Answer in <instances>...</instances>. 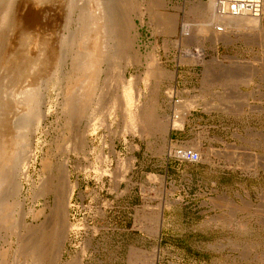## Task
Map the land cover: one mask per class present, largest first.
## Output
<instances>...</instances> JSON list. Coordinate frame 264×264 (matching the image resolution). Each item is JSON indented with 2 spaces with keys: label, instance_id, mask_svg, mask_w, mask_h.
I'll return each mask as SVG.
<instances>
[{
  "label": "rangeland",
  "instance_id": "obj_1",
  "mask_svg": "<svg viewBox=\"0 0 264 264\" xmlns=\"http://www.w3.org/2000/svg\"><path fill=\"white\" fill-rule=\"evenodd\" d=\"M71 1H10L20 7L0 49V113L10 125L29 105L23 94L43 87L52 65L59 63L61 74L73 67L62 44L81 27L88 2ZM123 1L120 10L135 16L129 32L135 44L125 50L128 65L121 59L114 67L108 55L101 62L94 96L100 101L70 122L62 104L72 92L82 98L81 73L69 84L61 77L59 87L42 88L34 103L50 113L25 134L27 155L35 158L29 178L21 179L24 210L49 213L45 204L53 196L33 200L28 192L43 163L59 191L67 160L74 184L62 256L50 253L46 239L38 264H264V7L251 17L219 14L215 0ZM176 17L180 32L168 25ZM93 36L86 39L96 42L91 49L99 40ZM98 104L110 112L100 113ZM91 107L102 119L95 131ZM175 147L197 152L199 162L178 160ZM47 219L28 215L25 223L45 220L49 232ZM5 225L0 219V264H31L20 247L8 249Z\"/></svg>",
  "mask_w": 264,
  "mask_h": 264
},
{
  "label": "bare ground",
  "instance_id": "obj_2",
  "mask_svg": "<svg viewBox=\"0 0 264 264\" xmlns=\"http://www.w3.org/2000/svg\"><path fill=\"white\" fill-rule=\"evenodd\" d=\"M10 1H12V0H0V47H1L0 49L1 50L6 45L5 40L8 39V37H7V39H5V36H7V35H5L7 28L12 27L11 25L9 27V24L12 23V25L14 26L15 25V23L13 24V21H15L14 19L17 18V21H18V19L20 18L17 15V11L20 7H18V5L17 4L15 5L14 3L10 4V3H12ZM163 1L164 0H158L157 5H159V6L162 5ZM87 2H88V5L85 3L87 6L86 5L84 6V7H86V8H84V11L86 13V15H85L86 17H84L85 18L84 21L83 22L81 21V23L79 25L81 27L78 26L79 29L76 31V33H73L69 38L66 37L67 40L63 41V42H66L67 45L62 44V45H64V54L70 58L71 62H73V67L71 66L72 68H70L69 70H66V71L62 68L65 73L61 74V72H60L61 71L60 70L61 65L58 63L59 58H57L56 61L58 64H56V62H55L56 65H54V66L52 65V71L48 76H46L48 79L46 78L47 81L45 82L43 87H41L39 90H38V88L37 89L35 88L36 90H34V88H33L32 92H28L26 94L24 93L23 99L21 98L22 95L20 96V98L22 100H24V101L26 100L25 104H27V102H28L29 105L28 106L25 105L26 108L23 111V114L21 113L22 114L20 116L21 118H19L12 125H10L6 121L8 119L5 120L2 117V113H0V219L6 220L5 235H4L5 239L4 240L8 246V249L12 248V246H16L17 248L20 247V249L24 250V252L27 253L30 256V258L33 260V261L31 260L32 262L30 261L31 264H38L41 261L40 255L42 253L39 255L40 243H43L42 241L46 240V239H48L49 244L51 245V246L49 245V247H48L51 249L49 251H52L50 253H52V255H55L56 259L61 258L62 252H63L64 241H65L66 235H67V230L70 228V225L67 222V212H68V207H69V200H70L71 194L73 192V188H74V184L72 182H70V178H69L70 177V169H69V164H68L67 160L63 161L62 166L59 168L58 175L60 176V174H61V176H62L61 178L59 177V179H60L59 182L62 185V189L61 190L59 189V191H57L58 188L56 189L53 187V182H52L53 177L50 175V171H48L50 166L48 164L46 165L45 163H43L42 174L39 176L38 182L36 184L32 183L31 185H33V188L28 189V192L30 193L33 200H36L37 198L42 197V196L52 195L53 196L52 204H45V208H47L49 210V213L45 214L44 209L39 210V211H34L32 207H29L28 210L26 211L23 208V205L25 202V196L22 195L23 184L21 182V179L22 178H25V179L29 178V176H30V175H28L29 160L30 159L32 160V158H35V154H33V155L31 154L32 156L27 155L29 150L27 149L25 134L28 130L29 131H31V130L37 131L39 129V126L41 125L42 120H44L47 117V115L50 113L49 107H48L47 111H41V110L37 111L38 109L37 110L35 109L36 108L35 107L36 106L35 105L36 104V98L38 97V93L42 88L46 89L49 84H52V87L55 88V86L58 85V83L61 81V79L65 80V82L69 81L68 82V84H69V83H71L70 81H73L74 79L77 80V78H79V76H81V73L84 74V76L86 78L85 82L87 84L85 87L86 90H84L85 92L83 93L82 98L81 97L75 98L74 94H72L73 92L70 93V95L68 93L69 96L64 97V102L62 104L63 111L66 114L70 115L69 120H70V122H72L76 115H78L82 111L87 110L88 104L92 105V102L97 104L100 101L99 98H97V100L95 99L96 101H94V96L95 95L97 96V94H98V93L97 94L95 93V90H97L96 87L98 86L100 88V86H101V85L100 86L98 85L100 64L103 61V59L107 60L106 55H108V57H109L108 59L110 60L107 62H110V64L112 62V65L114 67H116L120 63L118 61L121 59H125L124 60L125 64H127L128 62H130V56L131 55L129 56V54L125 50L127 47L134 48L133 46L135 44L133 37L129 36L130 30L133 29V27H135L134 26V17L135 16H130L131 13L130 14H124L125 12L123 13V11L120 10V6H122V5L119 6L120 2H121V4L123 3V8H125L123 0H87ZM73 3L77 4V2H73ZM68 7H69V5H68ZM73 7H74V5H73ZM70 8L71 7H69V11H70ZM71 9H74V8H71ZM125 10H127V8ZM129 10H130V8H129ZM169 18H166V20L165 19L163 20L165 24L167 23V19H169ZM81 20H83V19H81ZM17 21H16V24L18 23ZM165 24H163V25H165ZM168 25L173 27V29L176 30L177 32H180L182 23L180 24L178 21V18L176 17L175 19L170 21ZM13 28H11V29H13ZM219 31H221V30H219ZM89 35L90 36L96 35V37H98V39H99L98 44H96L94 46V48H92V49L90 48L89 42L90 43L91 42L96 43V42L93 41L92 39H91V41L89 40V42L86 41V39ZM89 38H91V37H89ZM178 38H180L179 35H178ZM85 42H88L86 44L89 46L86 45L87 48L83 49L82 43L84 44ZM44 43H46V42H44ZM65 45H66V47H65ZM44 46H45L44 48H45L46 52H49V54L51 56L54 55L53 52H55V51H52V45L51 44L49 45L47 43V45L45 44ZM13 49H15V48H13ZM76 50L78 52L80 51L79 54H81V55H79L78 52H76ZM3 51H4V49H3ZM59 51H61V49L58 50V52ZM74 54L76 56L78 55L80 57L77 58L76 56H74ZM1 55H3V54H0V62H2L1 60H3L2 57H4V56L1 57ZM58 55H59V53H58ZM61 57H62V55H61ZM53 59L54 60L56 59L55 55H54V57L53 56L48 57V60H53ZM60 61H63V60H60ZM52 62H51V64H52ZM77 62L79 65L77 64ZM51 64L48 66H51ZM78 67H80V68H78ZM109 67H111V69H113L112 66H109ZM44 68H45V65H44ZM113 72H115V71H113ZM113 72L111 73L110 78H112ZM29 74H31V73H29ZM85 78H84V80H85ZM105 78L106 77H104V79ZM122 79H123V77H122ZM107 80H106V82H107ZM102 81H104V80H102ZM110 82L112 83V81H110ZM122 82H124V81H122ZM128 86L129 85L127 84L126 85L127 88H125L126 90L128 89ZM1 87H0V90L2 91L3 88H1ZM52 87H51V89H53ZM58 87H59V85H58ZM79 89H81V88H79ZM82 89H83V87H82ZM66 92H67V90L65 91V93ZM56 95L58 96V93H56ZM101 95H102V93H101ZM54 97H55V95H54ZM102 97L103 96H101V98ZM112 99H113V97H112ZM1 102L3 103V101H1ZM103 102L105 103L106 101H103ZM108 102H110V101L108 100ZM185 104H187V103L185 102ZM105 105H104V107H106L108 104L106 106ZM180 105L183 106L181 103H180ZM189 105H190V103H189ZM189 105H187V106H189ZM2 107H3V105H2ZM97 107L100 108V113H101L102 108L100 107V105ZM109 107H110V105H109ZM184 107H186V106H184ZM94 108L95 107H91V110H90L91 119L94 120L90 124V128L92 129V131L97 130L98 126L102 123L101 117L99 120H97V118H95L96 115L99 116V114H96L95 117L93 116L95 114ZM98 109H97V111H98ZM108 109L110 112V108H107L104 111L107 112ZM104 111H102V112L104 113ZM106 112H105V114H107ZM98 113H99V111H98ZM102 114L100 116H102ZM105 114H103V115H105ZM16 116H17V114H16ZM46 171L49 172L48 175H47ZM62 179H63V181H62ZM41 214L45 215V217L48 216V219H50L48 221L50 223V226H49L50 231L49 232H47V230H46L47 228L45 229L46 226L48 227V225L44 226V224H46V223H44L45 220H44V222L41 221L42 223L40 222L37 224L25 223V217L26 216L29 215L32 217L33 220H36ZM63 228H64V230H63ZM26 231L31 233V235H30V236H32L31 239L26 238L24 236ZM13 236H15V239H13ZM2 239H3V237H2ZM26 250H27V252H26ZM64 264H67V262H65ZM71 264H78V262L76 263V262L71 261Z\"/></svg>",
  "mask_w": 264,
  "mask_h": 264
},
{
  "label": "built area",
  "instance_id": "obj_3",
  "mask_svg": "<svg viewBox=\"0 0 264 264\" xmlns=\"http://www.w3.org/2000/svg\"><path fill=\"white\" fill-rule=\"evenodd\" d=\"M264 0H215V9L222 15L241 16L263 15ZM221 30V26L216 27ZM187 34V33H185ZM173 156L182 162L196 163L199 162V155L187 147H175Z\"/></svg>",
  "mask_w": 264,
  "mask_h": 264
}]
</instances>
